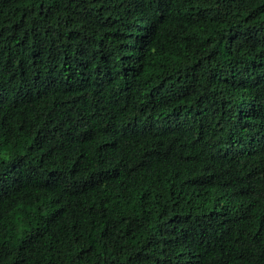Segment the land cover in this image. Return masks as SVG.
<instances>
[{
    "label": "trees",
    "instance_id": "obj_1",
    "mask_svg": "<svg viewBox=\"0 0 264 264\" xmlns=\"http://www.w3.org/2000/svg\"><path fill=\"white\" fill-rule=\"evenodd\" d=\"M0 264H264V0H0Z\"/></svg>",
    "mask_w": 264,
    "mask_h": 264
}]
</instances>
